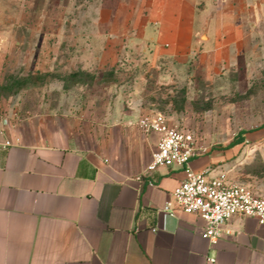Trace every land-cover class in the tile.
<instances>
[{"label":"crops","instance_id":"0c3cea01","mask_svg":"<svg viewBox=\"0 0 264 264\" xmlns=\"http://www.w3.org/2000/svg\"><path fill=\"white\" fill-rule=\"evenodd\" d=\"M126 1L109 28L126 41L110 49L138 46L155 63L200 68L205 80L245 71L264 49V0ZM45 110L23 119L0 112V264H264L255 217L234 215L212 242L201 217L164 210L186 173L146 171L160 134L143 133L138 120L159 110L119 106L97 136ZM167 118L195 130L202 150L194 171L226 173L264 195V179L243 173L240 152L250 141L263 145L264 128L240 127L244 140L234 143L237 134L212 121L199 129Z\"/></svg>","mask_w":264,"mask_h":264},{"label":"rangeland","instance_id":"374dc122","mask_svg":"<svg viewBox=\"0 0 264 264\" xmlns=\"http://www.w3.org/2000/svg\"><path fill=\"white\" fill-rule=\"evenodd\" d=\"M125 3L0 0L1 113L23 119L43 107L55 109L88 136L105 132L98 124L130 104L199 129L212 121L228 136L240 135V127L264 128V49L245 71L213 80L198 67L155 63L138 46L113 50L126 41L109 33L113 14ZM240 152L243 173L263 180L264 144L255 149L250 141Z\"/></svg>","mask_w":264,"mask_h":264},{"label":"built area","instance_id":"2783aa9c","mask_svg":"<svg viewBox=\"0 0 264 264\" xmlns=\"http://www.w3.org/2000/svg\"><path fill=\"white\" fill-rule=\"evenodd\" d=\"M138 126L145 134H160L151 161L146 165L147 172L161 166H179L186 173L166 201L167 213L176 215L181 211L198 215L205 222L203 235L212 242L223 235L225 224L236 214L255 217L264 225V195H257L250 186L230 182L226 173L211 176L208 171L192 169L191 159L202 150L194 129L170 123L161 111L141 116ZM11 143L5 141V145Z\"/></svg>","mask_w":264,"mask_h":264},{"label":"trees","instance_id":"16d2710c","mask_svg":"<svg viewBox=\"0 0 264 264\" xmlns=\"http://www.w3.org/2000/svg\"><path fill=\"white\" fill-rule=\"evenodd\" d=\"M244 133H245V131L242 130L241 133H240V135L237 134L234 143L243 141L244 140V137H242V136H243Z\"/></svg>","mask_w":264,"mask_h":264}]
</instances>
